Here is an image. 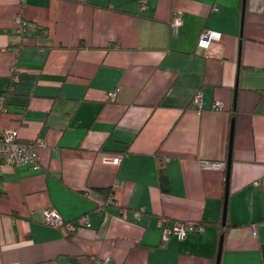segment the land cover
Here are the masks:
<instances>
[{
	"label": "crops",
	"instance_id": "obj_1",
	"mask_svg": "<svg viewBox=\"0 0 264 264\" xmlns=\"http://www.w3.org/2000/svg\"><path fill=\"white\" fill-rule=\"evenodd\" d=\"M1 97L0 126L43 144L0 159V264H216L218 219L220 264H264V0H0ZM161 217L204 230L162 244Z\"/></svg>",
	"mask_w": 264,
	"mask_h": 264
},
{
	"label": "built area",
	"instance_id": "obj_2",
	"mask_svg": "<svg viewBox=\"0 0 264 264\" xmlns=\"http://www.w3.org/2000/svg\"><path fill=\"white\" fill-rule=\"evenodd\" d=\"M182 22V18L179 12H176L172 19V26L174 31H177L179 25ZM15 24L19 32L23 31L27 27V22L21 15H18L15 19ZM220 33L210 28L204 29L198 39V46L201 48H207L210 42ZM19 68L15 64L12 65L11 76L15 80L18 77ZM116 92H111L110 97L114 98ZM3 100V97L0 98ZM195 105L201 107L205 103L203 97L197 92L194 96ZM223 104L219 101H215L212 104L213 108H222ZM43 143L41 141L28 142L22 140L16 128H7L0 126V159L8 164H27L36 166L39 163V146ZM121 156L114 158L115 162H118ZM85 218L79 219L78 225H67L68 233L75 231L79 228V225L85 222ZM43 221L47 224L60 226L63 224L64 219L56 208L46 207L43 211ZM158 227L162 230L161 243L165 244L171 235H178L179 237H185L187 234L194 232H202L204 225L197 223L196 221L179 220L174 224H166V218L161 217L158 221ZM97 264H114V260L111 257L97 260Z\"/></svg>",
	"mask_w": 264,
	"mask_h": 264
},
{
	"label": "trees",
	"instance_id": "obj_3",
	"mask_svg": "<svg viewBox=\"0 0 264 264\" xmlns=\"http://www.w3.org/2000/svg\"><path fill=\"white\" fill-rule=\"evenodd\" d=\"M246 1V0H245ZM38 34H46V32H44L43 30L39 29L37 31ZM236 117H237V108L236 107H233L231 110H230V119H231V129L233 130V127H234V123H235V120H236ZM160 161L162 162L160 164V167H159V177H160V183H161V186L163 188H165L167 182H168V178H167V175H166V171H165V167L163 165L164 161L162 159H160ZM229 168H227V175H229ZM228 177V176H227ZM108 191L110 192V188H101L100 189V192H103L104 193H108ZM4 193V190H2L0 188V194H3ZM197 223H203L202 221H196ZM216 227H217V230H218V233H219V237H221L222 235H226V231L228 229V220H227V223L226 225H223L221 223V220H216V221H211ZM69 233H73V232H69Z\"/></svg>",
	"mask_w": 264,
	"mask_h": 264
},
{
	"label": "water",
	"instance_id": "obj_4",
	"mask_svg": "<svg viewBox=\"0 0 264 264\" xmlns=\"http://www.w3.org/2000/svg\"><path fill=\"white\" fill-rule=\"evenodd\" d=\"M229 165H230V159L228 160V166ZM227 202H228V183L226 186V195H225V200H224V211H223V215H222L223 223H225V221H226ZM223 239H224V236L222 235L220 237V241H219V248H218V253H217V257H216V264H220V256H221V252H222Z\"/></svg>",
	"mask_w": 264,
	"mask_h": 264
},
{
	"label": "rangeland",
	"instance_id": "obj_5",
	"mask_svg": "<svg viewBox=\"0 0 264 264\" xmlns=\"http://www.w3.org/2000/svg\"><path fill=\"white\" fill-rule=\"evenodd\" d=\"M113 92H115V91H113ZM85 218V217H84ZM74 223V225H78L76 222H73ZM200 224H202V225H204V223H200ZM53 226V225H52ZM191 233H194V232H191ZM197 233H199V232H197ZM190 234V233H189ZM105 258H108V257H105ZM104 258V259H105ZM112 258V257H111ZM113 259V258H112ZM114 260V259H113ZM91 264H97V261H95L94 263H92V262H90ZM114 264H116V262H115V260H114Z\"/></svg>",
	"mask_w": 264,
	"mask_h": 264
}]
</instances>
